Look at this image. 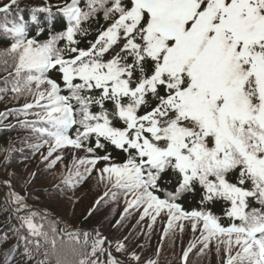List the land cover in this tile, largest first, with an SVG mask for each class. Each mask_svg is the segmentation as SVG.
<instances>
[{
    "label": "snow or ice",
    "instance_id": "6c2138e0",
    "mask_svg": "<svg viewBox=\"0 0 264 264\" xmlns=\"http://www.w3.org/2000/svg\"><path fill=\"white\" fill-rule=\"evenodd\" d=\"M105 3L87 0L86 10L78 0L57 5L66 26L50 30L43 41L27 38L23 15L11 27L0 26L12 37L8 51L18 55L17 75L23 69L36 73L27 81L36 82L35 103L45 109L37 115L52 129L37 131L54 140L44 159L65 145L83 148L93 136L95 149H103L102 140L107 141L129 154L123 163L103 155L81 158L77 168L105 161L101 177L114 176L117 185L136 193L129 206L142 204L141 218L167 209L169 224L190 218L194 230L202 220L205 239L227 237L225 264H264V0ZM17 5L18 0H0V13H10ZM98 7L111 23L80 47L76 37L86 34L82 22ZM32 11L54 15L50 5ZM49 70L61 74L69 95H60V85L46 75ZM41 85H47L45 90ZM44 100L47 103L41 104ZM94 106L99 111H92ZM32 107L26 103L18 111ZM77 123V135L70 138L66 131ZM168 169L176 176V186L161 199L155 193L162 190L159 181ZM73 175L82 178L78 170L70 171L65 183L71 184ZM196 183L202 189L201 203L227 202L226 215L240 223L224 227L211 212L183 211L176 201ZM14 199L24 207L21 197L14 194ZM250 201L260 207L248 210ZM24 222L35 229L30 219ZM104 242L97 233L92 254L103 253ZM52 244L55 247V240ZM233 244L239 249L235 256L230 254ZM123 247L118 243L117 250ZM107 264L119 262L109 253Z\"/></svg>",
    "mask_w": 264,
    "mask_h": 264
},
{
    "label": "trees",
    "instance_id": "16d2710c",
    "mask_svg": "<svg viewBox=\"0 0 264 264\" xmlns=\"http://www.w3.org/2000/svg\"><path fill=\"white\" fill-rule=\"evenodd\" d=\"M66 2L69 0H18V5L13 6L10 13H0V26L11 27L17 16L23 15L27 38L46 40L50 30H63L64 22L61 14L56 12V6ZM112 2L113 0H106L105 7H111ZM121 2L124 5L128 3L127 0ZM49 5L52 6V17L47 13L32 11ZM86 5L87 0H82V10H86ZM17 7L21 10L19 14ZM33 15L36 16L35 21L32 20ZM109 23L111 20H106L104 10L98 7L94 16L82 22L86 34L77 35L79 46H88ZM12 42L11 35L0 27V114H3L0 115V264H79L81 259L86 260V264L95 260L100 264H107L109 253L119 264H130V256L138 253L141 254L139 262H157L151 256L154 255L160 231L155 228L152 235L147 232L149 225L162 226L163 217H158L155 223L149 217L140 221L139 215L133 214L129 206L136 193L117 185L114 176L108 178L105 174L104 178L101 177L100 170L105 161H97L95 165H79L78 168L76 166V161L81 158L90 159L103 155H110L114 163H123L128 156L125 152L103 140L105 147L95 149L93 136L84 142L83 148L62 146L47 160L44 159L54 140L37 130L52 129L49 124L20 122L23 119L38 118L37 114L42 115L44 108L35 106L26 113L17 109L26 103L35 102L36 82H28L27 77L36 73L23 69L17 75L18 55L8 51ZM59 46L63 47V43ZM14 87H18L20 91L14 92ZM46 87L47 85H41L40 90L43 91ZM65 92L69 95L67 89ZM73 104L75 106V102ZM92 111H99L98 106H94ZM14 122L17 123L13 124ZM114 124L122 126L119 121H114ZM79 127L77 123L71 132L74 138ZM89 146L95 149L93 153L87 152ZM57 156L60 159L51 163ZM86 167L91 171L86 172ZM77 170L82 178L73 175V182L65 183V177L69 176L70 171L75 173ZM164 177L168 179L160 183L162 187L174 191L175 177H169L167 173L163 174L162 178ZM14 194L22 198L24 207L14 199ZM196 197L198 196L193 190L184 194L180 202L184 208H192L196 206ZM219 203L222 204L221 201ZM214 209L217 213L222 211L219 205L214 206ZM26 218L31 220L35 229L28 227L24 222ZM85 233L88 234L87 241ZM97 233L105 239L101 246L105 251L92 254V243ZM118 243L124 245L119 251ZM164 243L160 247L159 256L165 249ZM182 244L181 240L174 241L173 246L167 250L170 260L174 256V264L181 263ZM210 251L206 260L195 258L188 264H216L217 260H214L217 252L215 249ZM160 258L162 257H157ZM161 262L167 264L168 261L161 259Z\"/></svg>",
    "mask_w": 264,
    "mask_h": 264
}]
</instances>
